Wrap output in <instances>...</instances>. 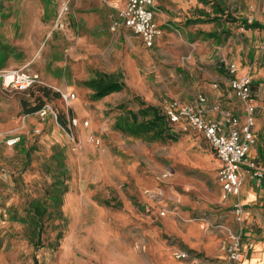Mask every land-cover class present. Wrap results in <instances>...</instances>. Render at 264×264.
Masks as SVG:
<instances>
[{
	"label": "rangeland",
	"instance_id": "obj_1",
	"mask_svg": "<svg viewBox=\"0 0 264 264\" xmlns=\"http://www.w3.org/2000/svg\"><path fill=\"white\" fill-rule=\"evenodd\" d=\"M113 1L0 0V72L38 71L44 82L24 93L0 87V134L20 137L0 144V264H196L224 257L238 234L219 163L197 132L174 125L176 139L159 141L118 125L140 102L164 112L199 93L216 100L222 63H239L264 84V32L237 22L264 25V0H167L156 18L162 35L148 49L108 30ZM200 15L217 22L196 23ZM61 18L64 31L54 27ZM95 70L119 74L124 89L92 100L82 83ZM43 88L57 117L78 120L74 142L57 119L25 113ZM59 89L75 95L68 108Z\"/></svg>",
	"mask_w": 264,
	"mask_h": 264
},
{
	"label": "built area",
	"instance_id": "obj_2",
	"mask_svg": "<svg viewBox=\"0 0 264 264\" xmlns=\"http://www.w3.org/2000/svg\"><path fill=\"white\" fill-rule=\"evenodd\" d=\"M161 1L163 0H126L123 6L114 5L112 7L116 11L121 25L139 36L143 47L147 49L154 46L155 39L160 35V30L154 22V14ZM63 11H67L66 5ZM59 25L61 24L58 23L56 26ZM114 29L115 27H111L112 31ZM260 49L264 50V35ZM227 70L232 75L229 86L234 96L243 106V123L228 114L224 115L219 121L207 119L202 107L206 101L201 96L192 105H182L174 102L163 113L173 125L179 126L180 130L191 129L203 137L219 162L217 180L222 190L226 194L237 196L242 185V178L239 175L241 166L245 165L247 167L251 179L257 187H261L264 182V165L246 162V156L255 142L251 130L253 126V107L251 105L250 77L248 75L236 76L237 69L234 64L228 65ZM37 85H42V82L36 73L25 70L0 72V87L3 90L12 89L25 92ZM57 92L66 108H68L75 99V95L62 91ZM211 110L218 111L219 107L213 105ZM35 114L42 121L48 117L57 119L55 112L48 104L44 105ZM65 121V128L62 129L67 138L74 142L73 130L80 126H78L79 122L74 117L68 116H65ZM83 125L87 126V123ZM19 142V136L0 134V144L14 147ZM166 177L163 176V178ZM232 211L236 221L240 223L243 217L242 206L237 203L233 206ZM240 244L241 235H234L223 261H204L203 264H242L244 255L240 249ZM175 257L184 260L188 258V254L178 251Z\"/></svg>",
	"mask_w": 264,
	"mask_h": 264
},
{
	"label": "crops",
	"instance_id": "obj_3",
	"mask_svg": "<svg viewBox=\"0 0 264 264\" xmlns=\"http://www.w3.org/2000/svg\"><path fill=\"white\" fill-rule=\"evenodd\" d=\"M125 1L126 0H115V1H113L111 7H113L114 5H118L121 7L125 4ZM166 1L167 0H163L159 3L157 11L154 14V22L158 26L159 30H160L159 24L156 22V18L158 15L157 12H161L160 7ZM199 18L201 19V16ZM58 23H60L61 25L56 26ZM56 25L54 26V27H56V30L64 31L67 28L66 19L61 18V20H59V22H57ZM107 26H108V30L111 33H119L122 38L126 37V34L128 33L130 35H133L142 44L141 38L139 36L133 34L130 30H128L127 28H125L121 25V21L118 18V15L114 9L111 13L108 14ZM111 27H115V29L112 31ZM251 31H261V30H251ZM161 35H162V31L160 30V35L155 39L154 45L157 42V40L160 38ZM240 66H241V64H239V63L237 65H235V67L237 69L236 76L248 75L250 77V75H249L250 72L240 69ZM227 67H228V64H226V63L220 64L217 68L218 75L214 76V80L217 83H215L212 86L214 93L212 94L211 99L216 97V100H209L205 95L199 93V94L195 95V97L190 102H188L187 104H182V105H192L195 103L196 99L199 96H201L206 101L205 104L202 105V107H203L204 114H205L207 119L212 120V121H214V120L219 121L222 119V117L224 115L228 114V115H232V116L236 117L240 121V123H243L244 122L243 106L237 100V98L234 96V94H233V92L229 86V82L232 79V75H230L228 73ZM29 72L36 73L40 77L42 84L44 83L42 80L41 74H39L38 71H29ZM97 72H100V71L95 70L93 72L92 77H94V75ZM101 73H103V72H101ZM104 74H106V73H104ZM107 75H110V74H107ZM116 75H119V74H116ZM92 77L90 79H92ZM250 81H251V84H250L251 105L253 107V126H252L251 130H252L255 142H254V145L251 147V149L249 150V152L246 156V162L247 163H254L256 165H264V127H263V123H264V87L262 86L264 84H260L259 83L260 81H258L257 79H254L253 76L250 77ZM84 82H86V81H84ZM256 83H258V84H256ZM11 90L12 89H8L5 91H11ZM59 90H61V89H59ZM62 92L69 93V91H67V90L66 91L63 90ZM21 93H24V92H21ZM229 98L231 101H233L232 107H229L231 102L229 103L226 101ZM213 105H217L219 107V110L218 111H212L211 107ZM48 118H46V119H48ZM45 120H43V121H45ZM40 121H42V120H40ZM12 135H16V134H12ZM17 135H19V134H17ZM217 172H218V169H217ZM239 175L242 178V185H241L239 194L237 196L226 194L222 190L220 183L219 182L218 183L220 185L221 190L226 194V196L230 197L234 201L232 203V207L238 203L243 208V217H242V221L239 223V224H241L240 228H238V234L241 235L240 249L244 255V260H243L242 264H264V182H263L261 187H257L255 182L251 179L250 172L245 165L241 166V168L239 170ZM251 215L253 218L252 219L253 222L255 224H257L255 226V228H253V225H252L253 223L251 224ZM225 255H226V253H225ZM225 255L221 259L211 260V262L223 261L225 259ZM187 260H190L189 255H188L187 259H184V261H187ZM205 261H208V260H205ZM195 262H196V264H203L204 261L203 260H201V261L197 260Z\"/></svg>",
	"mask_w": 264,
	"mask_h": 264
},
{
	"label": "trees",
	"instance_id": "obj_4",
	"mask_svg": "<svg viewBox=\"0 0 264 264\" xmlns=\"http://www.w3.org/2000/svg\"><path fill=\"white\" fill-rule=\"evenodd\" d=\"M199 3L207 5L209 0H198ZM213 5V4H212ZM215 9L214 13H222V11L214 4ZM206 16L205 14H203ZM200 15V16H203ZM217 22V17L206 18L205 20L197 19L196 23L204 22ZM237 20L232 19V22ZM192 22V21H191ZM245 30H261L264 32V26L257 21H251L250 23L246 19H239L237 21ZM212 36V35H210ZM83 86L89 89L91 94V99L94 101H99L111 94L119 93L123 90L125 84L122 81L119 75H107L101 72H97L92 79L83 83ZM36 88L32 87L25 92ZM41 92V97L37 99V105L31 109L25 111L26 114H32L39 111L43 106L44 102L42 98L47 97L50 90L48 89H39ZM55 96H58L55 93ZM137 99V98H136ZM46 105V104H45ZM58 124L65 128L66 121L64 115L57 117ZM173 124L169 119L164 115L163 111L152 106H146L143 102H140V107L136 112H129L127 119L118 125V129L123 133L133 137H147L152 136L155 140L159 141H173L176 139V136L173 134ZM55 188L48 191V198L53 205H56L59 201V194H57ZM60 203V202H58ZM32 209L37 214H42L45 208L38 201L32 203Z\"/></svg>",
	"mask_w": 264,
	"mask_h": 264
}]
</instances>
